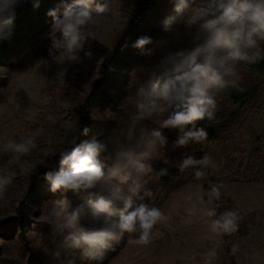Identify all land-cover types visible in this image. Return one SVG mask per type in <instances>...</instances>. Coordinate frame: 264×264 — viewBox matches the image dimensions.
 Returning a JSON list of instances; mask_svg holds the SVG:
<instances>
[{
    "label": "rangeland",
    "instance_id": "obj_1",
    "mask_svg": "<svg viewBox=\"0 0 264 264\" xmlns=\"http://www.w3.org/2000/svg\"><path fill=\"white\" fill-rule=\"evenodd\" d=\"M61 2L55 1L44 13L2 34L0 176L11 177L12 183L0 193V264H105L123 248L128 239L126 234L123 239L114 242L98 260L83 257L78 251H66L60 246L61 237L52 234L47 222L48 209L63 194L53 195L47 191L45 179L34 185L33 178L39 172L55 167L59 151L69 147L68 141L78 135L81 129L80 111L102 77L105 60L115 55L130 22H136V7L143 4L142 8L149 11L156 0H110L109 11L103 17L95 15L93 6V19L99 21L101 28L97 38L85 45L84 51H90L92 58L84 57L82 52V62L79 64L67 61L63 54L58 58L63 63L58 64L50 55V51L54 50L47 32L53 19L47 13ZM65 2L71 3L72 0ZM104 2L97 0V3ZM194 2L196 0H190V3ZM23 7L17 10L16 16L20 15ZM171 10L172 0H164L159 9L146 14L143 23L160 35L148 36L152 38V44L147 45L145 51L151 49L152 54L145 55L130 47L131 57L110 69V83L101 92V100L90 105L87 127L90 131L86 139L103 140L110 152L121 145L139 152L143 150L137 147L141 130H146V133L159 130L167 138V146H158L154 153L156 158L144 161L150 170L138 180L141 192L144 188L151 190V197L144 202L157 208L174 185L196 183L202 179L214 183L264 181L263 77L260 101L219 142L202 147L192 143L175 147L178 133L160 127L168 115L166 109L136 123L133 140L126 139L124 133L132 127L136 115L137 89L158 70L157 65L166 53L192 46L191 35L183 27H179L174 34L164 31L162 21L171 14ZM192 32H195V28ZM258 50L264 55V40L259 41ZM260 59L264 58H257ZM237 72L241 78L239 87L252 80L247 69L239 63ZM215 98L217 104L221 105L225 100L222 90L215 93ZM29 138L35 147L27 155L14 156L6 148L9 142ZM144 139H148L147 134ZM186 154L197 159L207 154L214 166L204 169L202 178H196L192 168L181 173L178 165ZM99 158L107 166H112L113 160L107 153ZM160 173L171 178L170 183L162 184L158 178ZM131 185L132 181L129 180L124 185L125 190ZM68 199L73 205L79 202L72 194H68ZM18 217L24 218L23 225L14 223Z\"/></svg>",
    "mask_w": 264,
    "mask_h": 264
},
{
    "label": "clouds",
    "instance_id": "obj_2",
    "mask_svg": "<svg viewBox=\"0 0 264 264\" xmlns=\"http://www.w3.org/2000/svg\"><path fill=\"white\" fill-rule=\"evenodd\" d=\"M40 2L0 0V32L12 25L19 8L27 4L38 8ZM109 4L110 0L104 3L62 0L48 11L47 15L53 19L47 32L52 40L54 51H50V55L53 61L63 63L58 59L63 54L67 61L79 64L82 52L84 57L92 58V53L84 50L88 41L97 38L101 28L99 21L93 19L94 12L98 17L105 16ZM172 5L171 14L162 21L164 31L174 34L183 27L191 35L192 46L166 53L157 65L158 70L137 89L136 115L132 127L124 133L128 141L135 136L136 123L166 109L168 115L160 127L178 133L174 146L201 144L207 139V132L197 129L196 122L214 118L215 93L228 87L239 88L238 61L264 58L258 50L259 41L264 40V0H196L194 3L172 0ZM149 44L152 38L145 36L138 38L132 47L151 55V49L145 51ZM89 131L87 127L80 129L78 135L68 141L70 146L59 151L55 167L45 173L47 191L53 195L63 194L48 209L47 222L52 234L61 237L63 249L98 260L126 234L127 243L148 245L153 229L166 219L159 208L144 202L151 197V190L144 188L141 192L138 180L150 170L144 161L156 158V148L166 147L168 142L159 130L147 133L141 130L137 147H142V151L121 145L110 152L108 144L100 139L78 143ZM33 147L31 138L6 145L14 156L27 155ZM105 153L113 160L112 166L99 158ZM210 166L214 164L207 154L199 159L186 154L178 168L181 173L192 168L196 178H202L204 169ZM129 180L132 185L126 191L124 185ZM11 183V177L0 176V193ZM68 194L79 202L71 204ZM208 196L210 201L213 197L218 199L219 189L210 185ZM206 215L216 217V212L209 210ZM237 220L236 212L226 210L210 220V231L216 234L235 232Z\"/></svg>",
    "mask_w": 264,
    "mask_h": 264
},
{
    "label": "crops",
    "instance_id": "obj_3",
    "mask_svg": "<svg viewBox=\"0 0 264 264\" xmlns=\"http://www.w3.org/2000/svg\"><path fill=\"white\" fill-rule=\"evenodd\" d=\"M215 186L223 200L218 204L206 202L199 182L171 192L159 206L166 219L153 229L151 242L126 241L107 264H228L226 249L235 264H264V181H215ZM209 210L216 217L226 210L236 212L237 230L211 232L210 220L216 217L209 218Z\"/></svg>",
    "mask_w": 264,
    "mask_h": 264
},
{
    "label": "trees",
    "instance_id": "obj_4",
    "mask_svg": "<svg viewBox=\"0 0 264 264\" xmlns=\"http://www.w3.org/2000/svg\"><path fill=\"white\" fill-rule=\"evenodd\" d=\"M55 1L57 0H41L40 6L38 8L33 7L31 4L25 5L20 15L15 16L12 25L0 32V45L3 44V33L14 30L20 27L23 23L31 21L35 18V16L47 11L49 6ZM163 2L164 0H156L155 3L150 5L151 7L149 11L142 8L143 4H140L136 7L135 17L137 19L140 18L139 22H130L115 55L105 60L102 66V77L96 83L93 94L90 96V99L87 100L86 106H83L80 114L78 113L81 117V130L84 127L89 126L90 105L93 104L94 101L97 102L101 100V92H103V89L108 87L110 83V69L122 60L129 59L131 57L129 48L132 47V45L137 41L138 38L149 35H152L153 37L160 36L158 33L154 32L152 28L145 26L143 20L145 19L147 13L157 10V8L159 9L162 6ZM238 63L247 69L248 74L252 77V80H250L248 83H244V85L239 88L228 87L223 89L222 92L224 94L225 100L222 101L221 105L217 104L214 118L211 120L206 118L204 120L196 122L195 126L197 129L203 128L207 132V139L204 140L201 144H196L199 147L221 141L224 134L227 133L234 124L242 119L248 111L254 108L261 99L260 82L261 78H264V59H241L240 61H238ZM191 127L192 126L190 125L189 128ZM87 136H81L78 140V143L86 140ZM47 171L48 170H43L35 175V177L33 178L34 185L38 184L39 181L45 179V173ZM158 178L162 184L170 183L171 181V178L162 173L159 174ZM199 183H202L205 187V199L208 204H218L223 201L220 197L218 199L213 197L211 201L209 200L208 192L210 190V185H215L214 181L202 179L201 181H199ZM183 186L184 185H174L171 188L170 192L176 191ZM15 221L16 222L14 223H16V225H23L25 220L24 218L18 217ZM224 255L228 264H235L233 255L230 250L226 249ZM108 262L109 261L105 262V264H107Z\"/></svg>",
    "mask_w": 264,
    "mask_h": 264
},
{
    "label": "built area",
    "instance_id": "obj_5",
    "mask_svg": "<svg viewBox=\"0 0 264 264\" xmlns=\"http://www.w3.org/2000/svg\"><path fill=\"white\" fill-rule=\"evenodd\" d=\"M139 20H140V18L137 19V21H139ZM137 21H136V22H137Z\"/></svg>",
    "mask_w": 264,
    "mask_h": 264
}]
</instances>
